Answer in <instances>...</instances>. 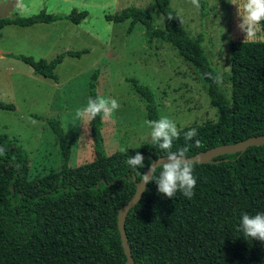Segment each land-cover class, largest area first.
Returning <instances> with one entry per match:
<instances>
[{"label":"trees","instance_id":"16d2710c","mask_svg":"<svg viewBox=\"0 0 264 264\" xmlns=\"http://www.w3.org/2000/svg\"><path fill=\"white\" fill-rule=\"evenodd\" d=\"M154 3L163 17L162 27H157L145 10L134 6L104 17L114 22L129 20L128 29L141 23L146 39L169 44L194 69L215 108L214 121L179 130L173 151L184 149L191 156L264 134V39L231 43L227 96L219 83L204 75L219 72L205 51L202 35L193 38L187 33L170 0ZM86 15L85 10L75 8L64 15L42 9L26 17H1L0 29L60 19L77 24ZM261 32L264 35V22ZM85 52L87 49L66 50L50 60L5 55L22 60L35 73L56 82L54 69L63 57ZM129 81L144 99L148 121L157 120L154 90L136 79ZM89 97H97L92 84ZM0 109L11 110L14 105L0 101ZM44 119L58 139L60 166L41 176L34 174L28 179L26 150L0 133V147L5 149L0 154V264H126L117 226L119 208L133 195L152 158L164 153L150 139L141 146L105 154L102 118L97 116L88 125L94 159L72 167L68 165L70 146L60 121ZM190 129L197 135L186 141L184 134ZM136 152L144 156V167L133 171L125 161ZM194 164L197 182L191 199L180 192L174 198L158 194L153 182L129 209L125 231L134 264H264V243L245 239L238 231L242 214L264 212V143Z\"/></svg>","mask_w":264,"mask_h":264},{"label":"rangeland","instance_id":"374dc122","mask_svg":"<svg viewBox=\"0 0 264 264\" xmlns=\"http://www.w3.org/2000/svg\"><path fill=\"white\" fill-rule=\"evenodd\" d=\"M199 3L197 9L190 0H170L187 33L193 38L202 35L211 64L223 74L219 85L229 96L231 43L263 40L264 35L260 30L254 37L245 38L237 28L236 5L228 0H199ZM129 6L145 10L154 24L162 27L163 17L154 0H0V18L26 17L42 9L62 15L73 8L87 12L77 24L60 19L0 29V101L14 105L11 110L0 109V133L15 139L26 150L28 179L60 166L58 139L45 117L60 121L70 146L69 166L94 159L88 123L75 116L76 110L87 103L90 84L97 96L115 98L121 105L111 117L102 118L105 154L150 141L144 99L129 79L154 90L158 119L169 117L178 130L216 119V110L194 69L169 44L157 38L146 39L141 23L128 29L129 20L114 22L104 17ZM80 49L87 52L78 57L64 56L56 66V82L35 73L22 60L5 55L11 52L50 60L66 50Z\"/></svg>","mask_w":264,"mask_h":264},{"label":"clouds","instance_id":"9594fccd","mask_svg":"<svg viewBox=\"0 0 264 264\" xmlns=\"http://www.w3.org/2000/svg\"><path fill=\"white\" fill-rule=\"evenodd\" d=\"M229 3L236 5L237 8V28L245 34V38L254 37L261 30L264 22V0H228ZM190 3L199 9V0H190ZM171 18V17H169ZM215 83H221L223 74L218 73L213 76L211 73H204ZM121 108L120 103L115 98H105L97 96L88 97L84 107L76 110V119L87 121L88 125L97 116L109 118L114 112ZM150 127V139L152 145L158 147L165 159L154 163L148 168L147 172L142 173L140 181L147 185L155 183L157 193L163 194L167 198H174L177 192L182 193L188 199L194 195L196 177L194 176L195 164L186 155L184 149L173 151V142L179 138V130L176 123L167 116H162L157 120L147 122ZM197 135L195 129H190L184 134L186 141L192 140ZM199 146V142H197ZM5 149L0 147V154H4ZM125 163L133 171L144 167V156L136 152L135 155L126 159ZM159 173L157 174V169ZM238 231L245 239H257L264 243V212H257L254 215L244 213L240 217Z\"/></svg>","mask_w":264,"mask_h":264},{"label":"water","instance_id":"95a60500","mask_svg":"<svg viewBox=\"0 0 264 264\" xmlns=\"http://www.w3.org/2000/svg\"><path fill=\"white\" fill-rule=\"evenodd\" d=\"M264 143V134L256 135V136H250L244 140H240L235 143L230 144H221L217 145L211 148H208L205 151L197 152L196 154H193L191 156H188L189 159H191L193 162L197 163H206L211 162L213 158L222 153H234V152H242L244 151L248 146L250 145H260ZM161 159H165L162 156L152 158L151 162L147 166L145 172L148 171V168L151 167L152 164L158 163ZM134 179V177H133ZM141 180V179H140ZM138 181L136 183L135 191L133 195L129 198V200L123 204L118 211L117 214V226L119 229L121 242L123 246V251L126 255V264H134V259L131 255V249L130 244L127 239L126 231H125V218L126 215L131 207H133L137 201L140 199L146 185L143 184L142 181Z\"/></svg>","mask_w":264,"mask_h":264},{"label":"crops","instance_id":"0c3cea01","mask_svg":"<svg viewBox=\"0 0 264 264\" xmlns=\"http://www.w3.org/2000/svg\"><path fill=\"white\" fill-rule=\"evenodd\" d=\"M7 53H11V52H6L5 54H7ZM1 56V55H0Z\"/></svg>","mask_w":264,"mask_h":264}]
</instances>
